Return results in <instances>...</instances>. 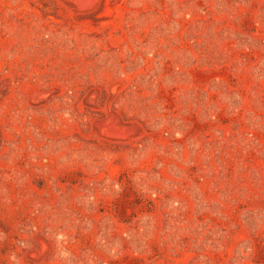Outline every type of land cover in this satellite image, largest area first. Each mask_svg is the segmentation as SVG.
I'll list each match as a JSON object with an SVG mask.
<instances>
[{"label": "rangeland", "instance_id": "374dc122", "mask_svg": "<svg viewBox=\"0 0 264 264\" xmlns=\"http://www.w3.org/2000/svg\"><path fill=\"white\" fill-rule=\"evenodd\" d=\"M0 264H264V0H0Z\"/></svg>", "mask_w": 264, "mask_h": 264}]
</instances>
